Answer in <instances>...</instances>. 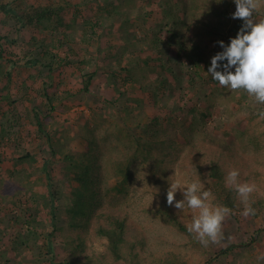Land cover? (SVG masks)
Listing matches in <instances>:
<instances>
[{
  "label": "rangeland",
  "instance_id": "1",
  "mask_svg": "<svg viewBox=\"0 0 264 264\" xmlns=\"http://www.w3.org/2000/svg\"><path fill=\"white\" fill-rule=\"evenodd\" d=\"M171 1L186 7V11H176L180 19L192 2ZM120 4L121 0H0V5L11 11V15L0 12V264H63L66 252L61 237L47 235L52 229L42 206L49 195L45 172L39 169L44 160L51 162L47 172L53 180H59L57 190L64 201L69 189L68 183L61 180L60 161L68 149L86 150L80 125L92 119L110 123L116 114L123 116L122 111H115L104 101L116 97L106 75L116 63L115 55L123 48L127 50L122 67L133 68L134 64L146 69L153 67L148 76L158 88L155 101L151 89L128 87L126 96L139 99L140 103L126 101L123 97L120 102L134 112L141 106L147 116H155L157 112L163 123L172 119L184 127L194 118L195 122L199 119L206 134L224 141L231 139L234 128L244 127L249 121L253 142L244 140L240 152L249 155L250 176L247 180H239L256 186L249 203L262 201L256 216H243L244 205L231 210L223 222L221 242L204 247L187 231L196 213L187 206L183 211L169 206L167 190L172 181L179 179L185 185L198 181L202 190L214 194L217 189L214 181L177 165L166 176L154 173L151 177L148 166L137 165L129 196L120 210L136 224L144 238L145 246L139 252L138 264H161L164 260L186 264H264V260H258L264 255V118L259 116V112L264 111V104L256 103L244 90H236L235 100L226 105H209L204 99V94L215 85L207 73L211 59L223 51L218 42L223 41L225 46L230 43V33L214 39L213 43L205 42L206 51L198 49L192 53L188 45L192 16L189 12L180 21V38L176 44L167 49L143 46V52H140L137 44L143 39L153 42L167 38V30L161 28V22L169 8L161 0H136V8L130 10L120 8ZM232 7L229 4V12L233 11ZM32 8H48L60 17L57 20L52 17L49 28H39L28 20ZM96 10L102 16L100 27L95 30L99 39L91 44V38L85 37L78 26L96 18ZM258 10L264 12V0ZM133 19L134 23L128 25ZM183 36L186 51L180 49ZM32 40L44 43L61 56L69 53L67 49L72 47V59L89 61L84 71H98L88 91L79 92L81 86L74 67L49 71L43 61L35 66L26 65V60L41 58L42 54L33 46ZM61 43L65 45L61 46ZM96 46L100 50L106 47V51L93 55ZM15 61L18 63L11 67V62ZM219 63L223 65L226 61ZM188 72H192L194 82L199 84L192 91L187 88ZM120 74L110 78L111 84L118 87L119 78L126 73ZM34 113L39 115L43 135L38 133ZM86 127L91 128V124ZM49 137L54 153H51ZM131 145V140L125 139L118 148L130 152ZM24 151L35 157V163L18 161ZM182 199L183 195L178 191L175 200ZM29 214L41 216L33 229H29L32 227L28 223ZM183 229L185 231L181 232ZM86 249L89 254L97 253L104 249V243L92 238L87 241Z\"/></svg>",
  "mask_w": 264,
  "mask_h": 264
},
{
  "label": "trees",
  "instance_id": "2",
  "mask_svg": "<svg viewBox=\"0 0 264 264\" xmlns=\"http://www.w3.org/2000/svg\"><path fill=\"white\" fill-rule=\"evenodd\" d=\"M161 1L169 8L165 11L164 21L161 22V28L167 30L168 36L165 41L149 42L146 38L143 39L137 44V46L140 45V52H143V46L151 49H167L169 45L176 44L180 38L178 33L182 25L180 21L189 12L192 13V16L188 45H190L192 53L197 52L198 49L206 51L205 42L213 43L214 39L223 37L226 32L230 33L229 39L235 38L243 25L241 19L232 18V14L236 10L234 0L231 2L228 0H191L190 8L187 13L182 14L181 19L176 14L179 11L183 12L185 6L175 5L171 0ZM229 4L233 5L232 12H229ZM119 7L123 9L127 7L129 10L133 7L136 8V0H121ZM32 9L28 20L39 28H49L52 17L55 20L60 17L57 12L48 8ZM0 12L11 15V11L2 5H0ZM96 14L97 17L91 19L92 21L78 26L85 37L91 38V44L99 39V34H96L95 30L100 27L99 19L102 16L97 10L94 12V15ZM254 19H258V21L264 19V12L258 10ZM132 23H134V19L130 20L128 25ZM32 43L42 51L41 58L32 57L25 61L26 65L35 66L38 63L42 64L43 61L49 71H54L56 68L58 71H65L70 69L69 67H74L73 71L76 72L78 82L80 81L79 92L86 93L88 91L91 81L98 71L94 70L89 73L84 71L85 65L87 66L89 61L72 59L70 56L72 47H68L69 53L61 56L42 42L32 40ZM64 45L61 43V46ZM185 46L186 38L183 36L180 49L186 51L187 46ZM105 49L106 47H102L100 50L99 46H96L93 55H98L99 51H106ZM126 50L123 48L115 55L116 63L106 75L108 76V85L112 86L111 89L116 97L104 100L105 103L114 107L115 111H122L123 116L116 114L113 117V122L110 123H106L105 120L92 119L90 122L86 121V124L80 125L81 136L86 142V150L78 152L68 149L60 161L61 180L68 183L69 189L64 201L61 193L57 190L60 185L57 182L59 180H53L47 172L51 162L44 160L39 169L40 172L41 170L45 172V185L49 195V199L42 206L44 213H47L48 225L52 229L51 233L48 232L47 235L61 237V245L66 252L63 264L139 263V252H142L145 246L144 238L136 224L120 210L122 203L129 196L133 170L137 165L148 166L151 177L154 173H158L162 177L166 176L176 165L179 168L188 169L205 179L214 181L217 188L213 194L214 203L226 206L231 210L244 205L241 200H238L236 192L226 186L225 176L233 169L239 171V179L247 180L250 176L249 155L240 152L244 140L253 142L251 139L253 132L250 129L249 121L244 127L234 128L230 133L231 139L224 141L206 134L199 119H196L195 122L194 118L188 126L184 127L172 119L163 123L157 112H155V116H147L141 106L134 112L132 108L120 102L123 97L126 101L140 103L139 99H131L126 96L127 88L138 90L149 88L155 101L158 88L148 76L153 67L146 69V67H137L135 64L133 68L122 67L125 64L123 55ZM16 63L18 61L11 62L10 66L14 67ZM120 72V75L122 72L126 74L119 78L120 84L117 87L111 84L110 78H117ZM188 73L190 74L186 81L187 88L192 91V88L198 87L199 84L194 82L191 76L192 72ZM214 82L213 88L204 94L205 103L226 105L235 100L236 91L220 86L217 81ZM164 84L165 81H163ZM120 86L125 88L121 89ZM165 106L167 109L168 106L166 104ZM33 120L38 128V133L43 135L40 130L42 123L39 115L34 113ZM89 123L91 128L87 129L86 125ZM137 129L139 132L136 131ZM125 139L131 140L130 152H122L118 148V145L122 144ZM48 143L52 147L51 153H54L52 138L49 137ZM193 160L196 162L193 163ZM18 161L28 164L35 163L36 160L34 156L24 151ZM250 204L255 209L256 216V210L262 207V201L257 200ZM40 217L29 214L28 223L32 225L29 229H33V225L39 221ZM179 230L181 229L179 228ZM183 231L185 229L181 232ZM92 238L103 241L104 249L102 251L90 254L87 252V241ZM176 261L164 260L161 264H186Z\"/></svg>",
  "mask_w": 264,
  "mask_h": 264
},
{
  "label": "clouds",
  "instance_id": "3",
  "mask_svg": "<svg viewBox=\"0 0 264 264\" xmlns=\"http://www.w3.org/2000/svg\"><path fill=\"white\" fill-rule=\"evenodd\" d=\"M236 10L233 19H241L243 25L235 38L211 59L207 73L220 86L232 91L244 90L258 104H264V19H254L261 0H234ZM222 61H226L221 65ZM222 67V71L218 70ZM234 68V71L232 69ZM264 118V111L259 112ZM238 170H230L225 176L226 186L233 189L244 204L242 215H255V209L249 203L251 194L256 190L254 184L240 182ZM180 191L183 199L176 201V193ZM214 196L210 190H202L198 181L187 185L176 179L167 190V204L178 210L185 206L196 213L187 231L204 247L210 243H220L223 239V222L231 214L226 206L214 205ZM264 260V255L258 257Z\"/></svg>",
  "mask_w": 264,
  "mask_h": 264
}]
</instances>
